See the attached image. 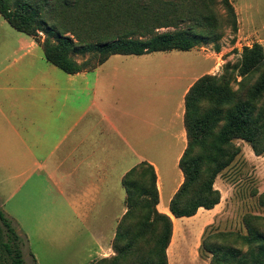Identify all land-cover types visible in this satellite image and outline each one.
I'll return each mask as SVG.
<instances>
[{
    "label": "trees",
    "instance_id": "1",
    "mask_svg": "<svg viewBox=\"0 0 264 264\" xmlns=\"http://www.w3.org/2000/svg\"><path fill=\"white\" fill-rule=\"evenodd\" d=\"M0 13L70 74L92 71L114 55L191 51L206 44L219 50L226 30L238 31L230 0H0ZM255 74L258 80L250 86L249 77ZM185 107L188 145L179 162L184 181L170 202L176 218L192 217L221 202L215 182L240 154L236 140L247 142L256 155L264 154L263 46L244 47L240 62L228 64L220 76L198 78ZM123 185L127 212L117 226L114 255L95 264H169L173 220L157 209L154 167L141 163L124 176ZM0 219L9 236L2 243L8 259L0 264H26L19 236L1 210ZM244 224L247 234L205 232L200 255L209 264H264V217L246 218Z\"/></svg>",
    "mask_w": 264,
    "mask_h": 264
},
{
    "label": "crops",
    "instance_id": "2",
    "mask_svg": "<svg viewBox=\"0 0 264 264\" xmlns=\"http://www.w3.org/2000/svg\"><path fill=\"white\" fill-rule=\"evenodd\" d=\"M230 1L238 32L264 28L246 11L252 5ZM113 57L92 71L66 73L33 36L0 13V173L18 181L14 192L35 178L60 194L64 242L84 252L80 264H95L114 255L117 226L127 212L124 176L143 162L151 164L157 209L173 220L171 264V258L199 251L200 236L218 212L219 204L192 217L176 218L170 211L184 181L179 162L188 145L185 98L208 71L177 78L160 92L136 75L118 74L110 65ZM186 230L194 234L190 242L179 235Z\"/></svg>",
    "mask_w": 264,
    "mask_h": 264
},
{
    "label": "rangeland",
    "instance_id": "3",
    "mask_svg": "<svg viewBox=\"0 0 264 264\" xmlns=\"http://www.w3.org/2000/svg\"><path fill=\"white\" fill-rule=\"evenodd\" d=\"M239 6L249 4L247 12L254 13L258 24L264 22V0H234ZM224 13V10H222ZM260 42L264 48V28L255 32H236L227 29L217 45L206 44L191 51L154 52L141 56L114 55L110 63L118 74L136 75L148 87H168L180 77L208 74L220 76L225 67L240 62L244 47ZM90 55L85 56L88 58ZM79 62L84 58L76 55ZM108 67V65L106 66ZM186 74V76H185ZM259 74L249 77L251 86ZM238 82L241 77H238ZM239 85L234 84L235 89ZM240 154L232 165L216 179L215 187L221 192V202L211 224L200 236V246L205 232H234L247 234L245 219L264 217V154L256 155L252 147L242 140L235 141ZM8 173V172H5ZM31 179L18 191L13 189L18 181L2 177L0 173V210L11 220L19 236L18 244L26 264H78L86 258L84 252H77L73 245L64 242V203L60 194L52 193L45 180ZM201 217V215H199ZM258 221V220H256ZM189 229V228H188ZM264 229V227H263ZM182 240L190 242L193 232L181 231ZM7 228L0 219V260L7 262L8 253L2 243L8 242ZM147 246V245H146ZM246 252L248 247H242ZM191 253V252H188ZM81 254L83 257H74ZM94 261L96 259H93ZM171 264H209L210 259L202 257L199 251L185 258H171ZM80 264V263H79ZM84 264H88L85 262Z\"/></svg>",
    "mask_w": 264,
    "mask_h": 264
}]
</instances>
